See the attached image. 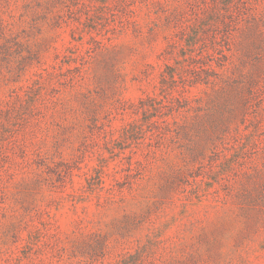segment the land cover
Listing matches in <instances>:
<instances>
[{"label":"rangeland","instance_id":"rangeland-1","mask_svg":"<svg viewBox=\"0 0 264 264\" xmlns=\"http://www.w3.org/2000/svg\"><path fill=\"white\" fill-rule=\"evenodd\" d=\"M223 1L0 0V264H264V0ZM185 86L225 131L135 126Z\"/></svg>","mask_w":264,"mask_h":264},{"label":"trees","instance_id":"trees-1","mask_svg":"<svg viewBox=\"0 0 264 264\" xmlns=\"http://www.w3.org/2000/svg\"><path fill=\"white\" fill-rule=\"evenodd\" d=\"M230 3L232 4L233 0H224L223 5L225 6V10L223 13L219 11L209 12L206 14V17L200 18V22L201 21L207 22V20H210L212 17H216L218 18V20H220V25H222L223 28L224 27L228 28L230 23H233L236 21L233 11L228 9L230 7ZM251 9L253 10L250 12L249 17H251L254 21H258L260 15L257 14V10L255 9V7L252 6ZM237 12H239V10ZM223 15L224 16L227 15L228 20H226L223 17ZM215 30H216L215 32H218L219 28H216ZM244 30L243 32L245 36L251 35L252 33L251 26L245 27ZM216 36H217V33H215V37ZM193 73L190 76L192 85H195L198 83L208 84V82H203V80H201L200 74H198L197 72H193ZM168 75L170 79H173V76L170 72ZM166 79H167V76L166 75L163 76L162 82H161L162 87L160 89V92L167 85ZM209 81H211L210 84H212L211 91L206 92L205 95L207 98L206 100H208V102H211L213 101L212 95L220 96L223 92L224 86L218 84V82L223 81L219 77H218V80L212 79ZM188 86H191V85H188ZM186 87L187 86H185L183 88L182 93H179V94L173 93V94H169V96H166L164 93L161 98H159L160 94L159 96H148L144 101L140 103L139 111L140 110L142 111L143 117L139 121L134 122L135 126L137 128L139 127L141 128V126L142 127L145 126V128H147L148 126L146 125L149 124V126L151 127V129L148 130L149 137L153 135L165 134V132H168V133L173 132L174 134H177V133L180 134V136L181 135L188 136L192 131H197L199 129L203 131L206 137H210L216 132H220L222 130L225 131V128L227 127L225 123V119L218 118V116L215 114L212 115L211 113V115H208L207 117V118H212L213 120V123L211 126H208V124H203V121H200L201 118L198 117V115L200 116L199 114L200 104L203 98L202 97L196 98V99L190 98L188 95H186L188 92ZM165 99L167 100V105L162 104L163 100ZM212 103H213L212 106H214V102ZM222 107L223 105L220 104L219 112H221L220 110L223 109ZM161 109L162 111H165V112L160 114V116L158 115L157 118H154L153 113L154 112L157 113L161 111ZM185 114H189L190 119H187L185 116L183 117V115ZM192 117H193V121L191 122ZM134 123L132 124V126H134ZM129 125L131 124H128L127 126Z\"/></svg>","mask_w":264,"mask_h":264}]
</instances>
